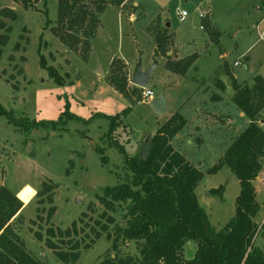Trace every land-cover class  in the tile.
Returning <instances> with one entry per match:
<instances>
[{
	"label": "rangeland",
	"instance_id": "1",
	"mask_svg": "<svg viewBox=\"0 0 264 264\" xmlns=\"http://www.w3.org/2000/svg\"><path fill=\"white\" fill-rule=\"evenodd\" d=\"M121 1L113 0L106 5L91 50L81 53L64 45L52 31L58 15V0L41 1L29 9L14 0H0V13L4 9H12L18 14L14 22L4 19L12 30L0 59V105L25 122L59 121L55 128L40 127L21 132L6 114L0 113V187H7L24 203L23 219L15 221L13 226L20 234L26 251L42 264H64L45 245L46 230L50 226L46 224V218L51 204L48 196H37L38 192L45 190L44 183L50 191L54 184L58 185L52 192L56 207L51 223L54 228H72L73 222L81 218L94 226L105 210L98 196L105 188L125 182L126 162L120 149L131 157L145 155L148 139L168 117L179 111L187 119H193L200 104L206 112L209 111L207 128L198 135L189 127L188 135L178 136L173 146L204 173L196 195L210 225L219 230L235 215L236 199L241 190L238 178L228 166L216 174H208V171L218 164L249 121L233 102L230 79L225 77L228 87L224 92L214 84L215 78L221 77V72H215L223 60L218 46L211 44L206 47L200 35L201 24H192L197 5L194 2L197 0ZM181 10L189 13L184 23L178 16ZM159 14L162 18L171 19L174 31L180 30L181 26L184 28L176 40V46L180 48L178 54L182 58L197 52L201 54L185 78L167 71L165 58L155 56L156 43L147 27ZM250 19L240 26L242 28L236 34L233 33L234 39L227 36L222 42L228 52L230 72L239 84L245 86H252L257 76L264 79V22L257 28L264 19V13L252 15ZM163 23L166 24L165 21ZM189 24L191 27L188 28ZM222 25L231 29L233 24L225 22ZM187 28L198 38L194 44L189 40ZM41 58L47 66L58 71L61 82L42 67ZM117 59L123 61L122 72L128 80L124 94L110 82V78L115 76L113 69L120 65L116 63L112 68ZM139 60L144 70L157 63L147 86L155 95L159 94L164 82L177 80L174 89L169 90L165 115L157 114L151 107L152 99L144 98L142 90L131 83ZM236 62L240 65L235 66ZM101 70L104 74H100ZM207 87L211 90L204 94L202 90ZM213 96L221 100L215 102ZM128 108L129 115L123 117L109 133L110 121L106 116H116ZM195 122L198 123L197 120ZM260 125L263 127L264 124L260 122ZM200 136L205 139L204 144ZM188 139L193 140V144ZM97 149L102 151L101 154ZM263 178L264 169L253 184L261 206L255 219L259 222V230L254 245L264 251V226L260 228L264 222ZM221 186L222 195L211 193V189ZM82 214L87 215L83 217ZM124 214V208H118L114 214L116 223L110 225L111 231L116 225L122 227L125 224ZM32 220H35L34 224ZM84 222H77L80 228L85 227ZM35 232L42 233V242L36 239ZM197 247L196 242H188L184 249L185 258H194ZM81 252L77 264H100L107 253L123 259L138 257L139 247L136 242H130L114 251L112 241L104 234L93 248Z\"/></svg>",
	"mask_w": 264,
	"mask_h": 264
},
{
	"label": "trees",
	"instance_id": "2",
	"mask_svg": "<svg viewBox=\"0 0 264 264\" xmlns=\"http://www.w3.org/2000/svg\"><path fill=\"white\" fill-rule=\"evenodd\" d=\"M41 1L46 0H14L25 9ZM107 4L109 2L106 0H58L53 33L72 51L88 53ZM4 19L14 22L18 14L12 9H4L0 13V31H4L0 33V59L12 30V26ZM201 26L222 53L220 29L206 15L201 19ZM147 31L156 43L155 56L166 60L165 69L185 77L200 55L195 53L182 59L170 55L176 34L162 22L160 16L152 21ZM116 63L120 65L113 69L115 76L110 78V82L117 91L124 94L127 91V76L122 72L123 61L115 60L112 68ZM41 65L51 77L61 82L58 71L47 66L44 58H41ZM219 72L230 79L234 92L233 102L249 121L247 128L232 141L218 164L208 171V174H216L228 166L238 178L241 190L236 199L234 217L219 230L210 225L208 215L196 195L204 173L173 146V141L188 125V121L177 111L148 139L145 155L131 157L120 149L126 162L125 182L105 188L103 194L98 196L105 210L94 226L81 218L73 222L72 228H54L51 223L56 207L52 192L58 185L54 184L50 191L47 183H44L45 190L38 192L37 196H48V203L51 204L46 218V224L50 226L46 230L45 245L59 262L77 264L81 259V251L93 248L96 241L105 234L112 241L114 251L130 242H136L139 256L123 259L107 253L100 264H264V251L254 245L259 230L255 219L261 206L257 202L253 184L264 169V128L260 125L264 121V79L257 76L252 86L241 85L230 72L225 60ZM214 82L221 91L226 90V85L219 77ZM213 98L215 102L220 101L216 100L218 96ZM0 113L6 114L21 132L40 127L55 128L59 122L18 120L1 105ZM129 113L130 108L116 116H106L110 121L109 133ZM97 151L99 154L102 152L99 149ZM211 193L222 195L223 187L211 189ZM23 208L24 203L14 192L5 186L0 187V264H42L26 251L20 234L13 226L15 221L23 219ZM118 208H124L125 224L122 227L116 225L111 231L110 225L116 223L114 214ZM90 209L94 211L92 206ZM85 215L82 214L83 217ZM80 221L86 224L85 227H79L77 222ZM31 223L34 224L35 220ZM34 235L38 241L44 240L41 232H35ZM86 239L90 241L87 243ZM191 241L196 242L198 247L194 258L188 260L184 249Z\"/></svg>",
	"mask_w": 264,
	"mask_h": 264
},
{
	"label": "crops",
	"instance_id": "3",
	"mask_svg": "<svg viewBox=\"0 0 264 264\" xmlns=\"http://www.w3.org/2000/svg\"><path fill=\"white\" fill-rule=\"evenodd\" d=\"M185 1H187V0H185ZM206 2L208 3L207 7L204 6V4ZM194 3H197V5L194 8V10H195V13H194L195 18L193 19L192 24L193 25H200L201 24L200 13L202 11L206 16L209 17V19L212 21V23L215 24L220 29V31H221L220 42H221V47H222L223 52L221 53L220 49H219V54H220V58L223 60V62L225 60L227 63H228V61H227L228 52H227V49L224 47V45L222 43L223 39L225 37H227V36L234 39L235 35H233V33L235 32L234 34H236V32L239 31V28H242V27H240L241 25H244L245 23L250 22V20H251L250 17L252 15L253 16H258V15H262V13H264V4L262 3V0H197ZM181 11H186V10H181ZM158 16L161 17L162 15L159 14ZM161 19H163L162 22L165 21L167 27H170L171 29L175 30L174 27H173V24L171 22V19H169L168 17L167 18H165V17L162 18L161 17ZM185 21L186 20H184L183 23ZM225 22H226V24H229V23L231 25L233 24L232 28L231 29H225L223 27V25H222ZM261 22H263V19L257 24V28H259V25L261 24ZM237 24H240V25L237 26ZM190 25L191 24H189L188 28L191 27ZM180 28H181L180 30L177 29L175 31L176 36H175V40H174V46L172 48V52L170 53V55H174L177 59H182V55L178 54V52L180 51V48H178L176 46L177 38L179 37V35L181 36V33L184 31V28L182 29V26ZM188 28H187L186 31L189 34V37H190L189 40L194 44V42H196V40L198 38L196 36L192 35V33L190 32V30ZM200 31H201L200 35L202 34V40L205 42L206 47H208L209 45L213 44L210 41L208 35L204 32V29L202 28V26L200 27ZM197 54H199V53L197 52ZM199 55H201V54H199ZM223 62L220 65V67L217 69V71L221 70ZM228 65L230 67L229 63H228ZM216 72H215V74H216ZM173 75H175V74H173ZM175 76H177V75H175ZM185 77H183V78H185ZM225 77H226L225 75H223V76L221 75V77H219V78L226 85V89H227L228 86H227V83L225 81L226 80ZM176 83H177V80L171 81V79H170L169 81L164 82V85H162L161 90H165V93H166V96H167V101L170 98L169 90H173L175 85H176ZM210 90H211V88L207 87V89H204L202 91H203L204 94H208L210 92ZM216 95H218V94H216ZM156 96L157 95H155V97ZM219 96L222 97L221 95H219ZM216 100H221V99H219V97H218V99H216ZM205 102H203V104ZM201 106L202 105L200 104V108L197 110V114L193 117V119H191V118L187 119L186 117L183 116L188 121V125L183 130V132L181 133V136H183L185 134L188 135L187 133L189 131H191V129H194L195 132H197L198 135H199L200 133H203V129L207 128V125L209 124L208 120H207L209 115L207 113H209V111L206 112L204 110V108H202ZM183 108L184 107H181L180 110H183ZM173 114L170 117H168L165 122H167L173 116ZM195 120H197L198 123H196ZM262 124H264V121H262ZM189 127H191V129ZM216 130L222 132L223 135L225 134L223 130H219L218 128ZM200 138H201V136H200ZM201 139H203V138H201ZM223 139L225 140V137ZM187 141L190 144H193V140L188 139ZM204 143H205V139H203V144ZM262 181H264V180H262ZM257 195H258V191H257ZM24 207H25V205H24ZM23 210H24V208H23ZM22 214H23V212H22ZM261 221H263V220H261Z\"/></svg>",
	"mask_w": 264,
	"mask_h": 264
},
{
	"label": "water",
	"instance_id": "4",
	"mask_svg": "<svg viewBox=\"0 0 264 264\" xmlns=\"http://www.w3.org/2000/svg\"><path fill=\"white\" fill-rule=\"evenodd\" d=\"M107 2L113 1V0H106ZM157 67V63H154L151 67H149L147 70L143 69V64L141 60L137 62L135 65L131 83L140 88L145 89L149 85L153 72L155 68ZM100 74H104V72L101 70ZM151 107L152 109L159 115H165L168 112V101L167 96L165 93V90H161L159 94L151 101Z\"/></svg>",
	"mask_w": 264,
	"mask_h": 264
},
{
	"label": "built area",
	"instance_id": "5",
	"mask_svg": "<svg viewBox=\"0 0 264 264\" xmlns=\"http://www.w3.org/2000/svg\"><path fill=\"white\" fill-rule=\"evenodd\" d=\"M262 3L264 4V0H262ZM178 16L180 18V20L183 22L188 16H189V13L187 11H180L178 13ZM205 16V14L202 12L200 14V18L202 19L203 17ZM263 22H264V19H263ZM203 28V27H202ZM240 63H235V66H239ZM142 90V95L144 98H150V99H154L155 98V93L151 90V89H141ZM263 128H264V125H263ZM264 226V222L261 224L260 228Z\"/></svg>",
	"mask_w": 264,
	"mask_h": 264
}]
</instances>
